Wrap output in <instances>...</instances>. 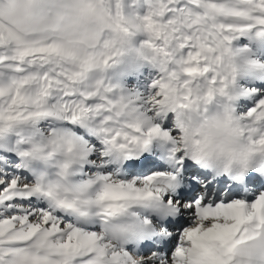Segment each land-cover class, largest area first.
Instances as JSON below:
<instances>
[{"label": "snow or ice", "instance_id": "6c2138e0", "mask_svg": "<svg viewBox=\"0 0 264 264\" xmlns=\"http://www.w3.org/2000/svg\"><path fill=\"white\" fill-rule=\"evenodd\" d=\"M67 2L0 0V264H74L76 260L105 264L108 257L111 264H136L134 254L143 257L141 264H236L237 247L264 235V168L242 164L233 173L225 165L212 179L194 172L188 182L190 194L175 198L185 187L187 161L202 167L206 141L190 142L179 121L177 109L189 108L194 98L187 81L186 94H175L168 82L174 75L169 65L172 50H181L183 72L206 84V101L217 93L227 95L230 81L223 72L224 55L232 54L233 42L249 32L264 37V0H238L243 6H231L235 0H146L149 10L138 27L147 34L144 45L153 51L152 63L163 74L153 83L159 91L143 101L149 105V116L157 117L146 131L119 122V110L126 103L123 94L119 101L113 98L116 89L123 93L119 85L99 80L91 89L77 87L86 73L108 66L115 53L79 55L75 45L62 42L69 24L76 27L95 14V0H71V6L65 7ZM114 5L119 12L117 0ZM193 10V27L178 30L175 17ZM110 27L128 31L119 18ZM103 47L110 49L112 44ZM26 62L49 70L27 73ZM235 80L233 74L231 82ZM28 88L34 89L32 95L25 93ZM242 96L251 97L252 104L243 116L264 123V86L242 89L239 97L228 99L239 101ZM169 113H175L178 133L158 122ZM153 136L178 145L169 155L174 170L170 191L162 197L167 201L166 215L188 214L190 221L180 233L155 225L159 232L152 237L163 240L162 248L109 252L104 236L88 223L93 217L81 195L101 186L95 201L103 205L98 215L105 224L126 212L129 201L139 206L159 199L161 189L153 185L166 170L131 178L117 172L120 179L114 183L109 168L113 155L117 162L139 160L150 149ZM89 137L104 145L102 152ZM253 143L264 149V137ZM221 150L230 153L227 146ZM101 156L108 163H92ZM89 166L97 170L89 171ZM177 201L178 207H173ZM111 230L122 234L128 229L114 224ZM173 237L178 241L174 250L162 256L173 247Z\"/></svg>", "mask_w": 264, "mask_h": 264}, {"label": "clouds", "instance_id": "9594fccd", "mask_svg": "<svg viewBox=\"0 0 264 264\" xmlns=\"http://www.w3.org/2000/svg\"><path fill=\"white\" fill-rule=\"evenodd\" d=\"M119 12L115 10L114 0H95V14L93 16L82 19L76 27L69 24L70 31L66 39L62 42L69 45H75L79 55H93L107 53L112 55L115 53L112 62L97 70L86 73L83 78L77 82V87H86L91 89L99 80H103L108 84L109 78L106 73L114 66H118L125 58H136L151 61L154 53L144 45V41L139 45L135 43L136 37L145 34L141 28L140 16L137 13L128 14L125 11L124 0H117ZM138 2V0H137ZM71 6V0L65 4V7ZM231 6H243L235 0ZM194 10L190 13L177 15L175 23L178 30L190 29L193 27ZM120 19L121 23L128 31H116L110 25L114 20ZM112 44L110 49H105L104 44ZM233 47V46H232ZM171 63L169 65L170 74H174L173 78L168 82L175 89L177 96L186 94L187 89L183 87L185 81L190 85V91L194 98L193 104L186 109H177L179 121L185 129V133L191 142L193 139H201L206 141V151L202 158V167L209 170L219 171L225 165H229L233 173L240 170L242 164L248 168H264V149H261L257 143L261 137H264V123L249 120L238 111L237 102L229 100L228 97H239L242 89L239 80L243 76L253 73L262 72L264 68L257 67V64H264L259 61L251 60L245 52H238L233 47L232 54H225L223 59V72L229 76V87L227 95L217 93L211 101H206V84L194 78H188L183 72V57L178 49H173ZM255 62V63H253ZM154 66H157L153 63ZM75 67V66H71ZM27 73L37 71H48L33 66L31 62L25 63ZM54 71V69H52ZM235 75V83L231 82L232 75ZM27 95H32L33 88L24 90ZM123 94L125 97V105L119 110V122L137 125L144 129L151 127L157 122V117L149 116V105L143 101L148 97L140 95L141 102H137V94L129 93L123 89H116L113 98L119 101V97ZM59 95V93H56ZM154 96V95H151ZM243 129V132H235L234 129ZM159 142L169 147L168 157L172 149L178 145L173 144L170 140L160 137H152L151 146ZM227 146L229 152L222 151V147ZM97 151H100L97 149ZM116 161V156L111 158ZM119 167L113 169L112 182L118 183L120 175H127L123 169L126 160H120ZM93 164L108 163L103 156L99 161L93 160ZM172 168L174 165L171 163ZM117 172L120 175H117ZM172 171L166 170L165 177L158 178L153 187L161 189L160 198L155 201L141 202L139 206H133V202H127L129 208L126 212L117 214L108 220V223H102L104 217L98 215L103 205H97L95 196L102 190L99 184L85 189L81 195V202L89 208L92 219L88 223L104 236V242L109 245V252L116 250L123 252L128 245L134 244L138 250L139 245L146 239L152 237L154 231H158L155 224L145 223L146 219H151L152 215H159L161 218L167 217V202L162 199L163 194L169 192V184L173 183L171 177ZM176 183H180L179 177ZM178 195V192H177ZM177 201L173 207H178ZM135 213L136 215H133ZM147 213V214H146ZM121 224L127 227L125 233H114L111 230L112 225ZM136 264H141L143 257L134 254ZM236 264H264V235L240 244L235 251ZM74 264H81L80 260H76ZM105 264H111L110 257L105 259Z\"/></svg>", "mask_w": 264, "mask_h": 264}, {"label": "bare ground", "instance_id": "6f19581e", "mask_svg": "<svg viewBox=\"0 0 264 264\" xmlns=\"http://www.w3.org/2000/svg\"><path fill=\"white\" fill-rule=\"evenodd\" d=\"M146 14H140V16H144ZM249 33H248V35H249ZM252 35H254V37L251 36V37H249L248 40H251V42L254 43V45H256V47L254 48L255 50H253V52H257L256 54L258 56H261L260 54H262L264 56V37H257L256 34L253 31H252ZM147 38H148L147 34H140V35H138L136 37L135 43L137 45H139L141 42L145 41ZM233 47H234V43H233ZM134 59H135V65L134 66L139 67L138 70H134V72H136V74H133V75H136V76L132 75L133 69H132V71L131 70H127L126 71V75H125V77L122 80V84L123 85H120V86L127 85L130 82H133L134 79H139V77L143 78L144 77V71H143L144 69L140 68L142 66L143 67H147V70H151V71L154 70V72L156 74H158L159 78H161V76L163 75L161 73L160 69L157 66H154L151 61L141 60V59H136V58H134ZM127 72H131V75L130 74L128 75ZM145 74H146V72H145ZM245 77H246L247 80L243 81V78H245ZM148 80H149L148 77L145 79L144 82L140 80L139 84L140 85L146 84V83L149 82ZM139 84L136 85V87H139ZM239 85H240L241 89H250V88H256L258 86H264V73H262V72H253V73L247 74V75L243 76L242 78H240ZM143 89L142 90L138 89L136 91H138V94H140L141 96L148 97L149 95H147V94H149L150 91L146 92ZM251 106H252L251 99H249L248 96H242L240 98V100L237 102L238 111L241 112V113L244 111V109L247 111L248 108L251 107ZM158 122H160L163 127H166L169 123H172V127L170 128V130H173L174 132H177V133L179 132V130L176 129L175 113H169V114H167V116L159 118ZM89 139H91L93 141V143L100 150V152L103 151L104 145H102L99 140H97L95 137H89ZM168 152H169V147L168 146L163 145V144H161L159 142H156V143H154L151 146V148L147 152L142 154V156L140 157L139 160L132 159V160L126 161L123 164V169L126 171V174L130 178L134 177V176L151 175L155 171L174 170L172 168V166H171V161L169 160ZM140 162L143 163L145 166L143 168H141V167L135 168L134 165L135 164H139ZM116 167H119V162H117V161H113V163H111L109 165L110 169H114ZM193 169L194 168L189 164V161H187L186 171L184 173L185 185H186L187 192L181 194L180 196H176L175 197L176 199H182L183 195H184L183 198H186L190 194L191 188H190L188 182H189V178L191 177L190 175L192 174ZM96 170L97 169L92 168L91 166H89V171L94 172ZM151 219L153 220L155 225H160L162 227H166V228L170 229L173 232L180 233V232H182L183 227L188 226L187 224L190 221V215H188V214L182 215V216L179 217L180 220L178 219L176 222L168 221V219L161 218L159 215H152ZM177 225H181V227H177ZM158 232H159V229H158ZM163 239L166 240L167 238H163ZM175 239L176 238L173 237L172 240H175ZM163 246H164L163 240L157 239V243L155 245H147L146 247H144V246L143 247H139L138 250L139 249H147L149 247L162 248ZM129 248L130 249L136 248V246L135 245L129 246ZM168 251L169 250H166L165 252L161 253V255L162 256H167L169 254Z\"/></svg>", "mask_w": 264, "mask_h": 264}, {"label": "rangeland", "instance_id": "374dc122", "mask_svg": "<svg viewBox=\"0 0 264 264\" xmlns=\"http://www.w3.org/2000/svg\"><path fill=\"white\" fill-rule=\"evenodd\" d=\"M124 5H125V11L128 14H132V13H137L139 15L140 14H146L147 11L149 10V7H148V4L146 3V0H138V2H137V0H124ZM253 32L255 33V31H253ZM251 36L254 37V35H252V32H250L249 35L247 33V34L239 37L237 39V41L233 42L234 43V48L235 49H247V51L245 53H246V55H247V57L249 59L264 63V60H263L264 56L262 54H260L261 56H258L256 54L257 52H253V50H255L254 48L256 47V45H254V43H252L251 40H248L249 37H251ZM134 65H135V59L134 58H131V57L125 58L121 64H119L118 66H114L113 68H111V69H109L107 71L106 75L109 78L108 82H110L112 84H115V85H119V86L123 85L122 84V80H123V78L126 75V71L127 70H131L132 71V69H133V72H132V75H133V74H136V72H134V70H138L139 69V67L134 66ZM140 68L144 69L143 70L144 71V77L143 78L139 77V79H134L133 82H130L129 84L124 85V86H120V88L124 89L125 91H127L129 93H134V94H136V93L138 94V91H136V90H138V89L142 90L144 88L143 90H145L146 92L150 91V93L147 94V95H149V96L155 95L159 91V89L158 88H154L153 87V83H154L155 80L159 79L158 74H156L154 72V70L153 71L147 70V67H143L142 66ZM145 72H146V74H145ZM127 74L131 75V72H127ZM133 76H136V75H133ZM147 77L149 79L148 80L149 82L146 83V84L140 85L139 84L140 80L144 82ZM246 80H247L246 77L243 78V81H246ZM138 84H139V87H136V85H138ZM249 99H251V97H249ZM243 112H246V110L244 109ZM42 126L43 127H47L46 124L42 125ZM171 127H172V123H169L165 128L170 130ZM171 243H172L173 247L170 248L169 251L174 250V244L178 243V241L175 239V240H172Z\"/></svg>", "mask_w": 264, "mask_h": 264}]
</instances>
